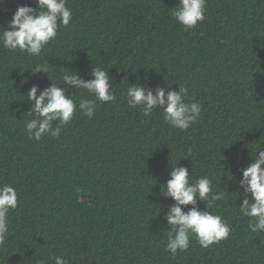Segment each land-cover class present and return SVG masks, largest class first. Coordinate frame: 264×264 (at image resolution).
Returning a JSON list of instances; mask_svg holds the SVG:
<instances>
[{"label":"trees","instance_id":"1","mask_svg":"<svg viewBox=\"0 0 264 264\" xmlns=\"http://www.w3.org/2000/svg\"><path fill=\"white\" fill-rule=\"evenodd\" d=\"M178 3L67 0L73 20L40 57L0 43V186L18 193L0 264H55L57 256L68 264H264V230L251 232L239 212L241 169L254 162L251 151H264V0H206L205 20L187 30L172 15ZM21 5L38 8L36 0H0V28ZM35 64L58 81L109 70L116 100L97 102L92 119L77 111L58 138L29 139L27 92L53 83L33 74ZM125 80L165 91L183 84L202 106L198 121L181 131L161 109L144 116L129 106ZM62 86L77 101L94 99ZM175 163L229 192L212 210L197 203L231 231L207 248L193 236L173 256L164 217L174 201L161 186Z\"/></svg>","mask_w":264,"mask_h":264},{"label":"clouds","instance_id":"2","mask_svg":"<svg viewBox=\"0 0 264 264\" xmlns=\"http://www.w3.org/2000/svg\"><path fill=\"white\" fill-rule=\"evenodd\" d=\"M36 3L38 8L18 6L7 29L0 28V43L4 48L40 57L46 46L57 37L59 28L67 27L73 20L67 0H36ZM178 5L173 9L172 15L185 30L194 28L205 20L206 0H179ZM39 72L48 75L47 66L35 64L33 74ZM90 75L94 79L86 80L78 72H69L63 74L59 81L55 76L48 75L53 81L50 86L40 89L38 85H34L28 90L26 97L31 102V108L27 112L34 117L24 125L29 139L39 141L45 135L58 138L62 127L72 121L77 111L92 119L97 102L110 103L116 100L109 70L93 67ZM124 83L127 86V80ZM65 84L69 88L87 90L94 99L82 98L77 101L69 94V89L62 86ZM126 94L130 107H140L146 117L151 116L153 110L161 109L163 120L181 131L196 123L202 110L199 102L188 101V88L183 84H179L178 90L169 87L167 91L161 86L152 90L145 85L135 84L127 86ZM56 121L59 123L54 127L53 123ZM257 152L258 149L254 153L251 151L254 162L241 169L242 178L239 181L244 196L239 212L242 217L248 218V228L253 233L264 230V151H259L258 155ZM161 190L165 198L174 201L164 217L170 226L165 250L171 255L175 256L178 250H188L193 236L204 248L228 238L231 231L228 222L221 215L198 207L199 199L206 202V209L212 210L214 203L223 201L225 192L229 193L226 189L215 190L211 176L194 178L188 168L175 163L170 179L161 186ZM249 196L252 202L249 201ZM188 205L191 208L184 211L182 206ZM17 206L16 189L9 184L0 186V245L4 244L9 232V212ZM55 264L68 262L57 256Z\"/></svg>","mask_w":264,"mask_h":264}]
</instances>
